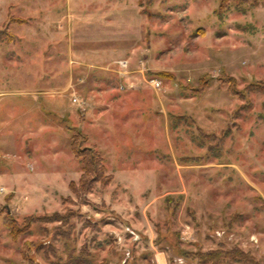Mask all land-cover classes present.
I'll return each instance as SVG.
<instances>
[{"label":"rangeland","instance_id":"obj_1","mask_svg":"<svg viewBox=\"0 0 264 264\" xmlns=\"http://www.w3.org/2000/svg\"><path fill=\"white\" fill-rule=\"evenodd\" d=\"M220 2L0 0V264H264V0Z\"/></svg>","mask_w":264,"mask_h":264},{"label":"trees","instance_id":"obj_2","mask_svg":"<svg viewBox=\"0 0 264 264\" xmlns=\"http://www.w3.org/2000/svg\"><path fill=\"white\" fill-rule=\"evenodd\" d=\"M243 0H221L219 3V7L216 10L221 11L222 8H226L231 2H235L236 4H240ZM5 42H11V37L9 34H7L4 31H0V41L4 40ZM207 81V80H206ZM204 80H200L199 87L196 88L195 94L200 95L207 87L208 82ZM222 84L227 85V90L232 95H239L240 91L237 90L235 81L232 78L224 77L221 81ZM264 85L259 82H252L247 85V90L251 88H256L259 91L264 92ZM70 131V150L72 152L73 157L78 160V162L82 165V176H80L79 184L81 188L86 191H89L91 189V185H94L97 182H100V184L105 187L110 182V177L105 176V167H104V161L101 157L100 153L93 148L86 146L87 137L85 135H82L79 131H76L73 128H69ZM92 183V184H91ZM72 184H69V187H71ZM31 218V217H29ZM32 221L28 220L26 225H30ZM5 227L7 229L8 237L11 240H14L16 237H18L19 233L22 231V227L14 228L12 226L13 219L9 216H6L4 219ZM216 255L213 253H208L205 255V258L203 255H200L202 259H204L205 262L214 261ZM30 258V257H29ZM28 258V259H29Z\"/></svg>","mask_w":264,"mask_h":264},{"label":"built area","instance_id":"obj_3","mask_svg":"<svg viewBox=\"0 0 264 264\" xmlns=\"http://www.w3.org/2000/svg\"><path fill=\"white\" fill-rule=\"evenodd\" d=\"M120 66L122 67V66H124L123 68H125V61H123V62H121L120 63ZM124 70H120V72H119V75L120 76H123L124 75V73L125 72H123ZM148 84H150V86L153 88V89H155V90H159L160 89V87H161V85H162V83L159 81V80H157L156 78H151V79H149L148 80ZM131 85H133L132 83H128L127 84V87H129V86H131ZM124 88V86L123 85H120L119 86V89H123ZM73 102H76V98H73Z\"/></svg>","mask_w":264,"mask_h":264},{"label":"crops","instance_id":"obj_4","mask_svg":"<svg viewBox=\"0 0 264 264\" xmlns=\"http://www.w3.org/2000/svg\"><path fill=\"white\" fill-rule=\"evenodd\" d=\"M49 104H50V102H49ZM64 115H66L67 116V118L68 119H71L72 120V118H71V116L70 115H72L71 114V112H64ZM93 145H95V144H93ZM96 146V145H95ZM101 153V152H100ZM35 156H37V154H34ZM30 157V158H29ZM28 158H27V160L29 161V165H31V167H32V160L34 159L33 157H31V156H29ZM34 161V160H33Z\"/></svg>","mask_w":264,"mask_h":264}]
</instances>
